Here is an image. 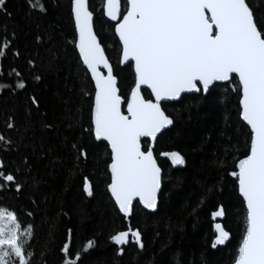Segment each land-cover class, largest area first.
I'll return each instance as SVG.
<instances>
[{"label":"trees","instance_id":"16d2710c","mask_svg":"<svg viewBox=\"0 0 264 264\" xmlns=\"http://www.w3.org/2000/svg\"><path fill=\"white\" fill-rule=\"evenodd\" d=\"M89 2L94 29L125 94L132 75L119 65L113 24L101 16L104 0ZM248 2L264 18V0ZM39 3L45 11L33 8L29 0H6V12L0 11V133L13 140L10 150L0 146V161L3 171L22 185L19 191L14 185L0 188V207L14 211L22 227L33 226L27 246L33 253L31 264H64L66 259L73 264H231L243 231L244 205L229 172L234 157L245 155L248 131L239 119L233 86L162 104L173 124L153 149L162 173L158 207L147 213L135 203L125 219L106 190L108 147L84 131L91 97L81 90L89 85L69 43L74 38L70 0ZM21 81L23 88L17 87ZM143 94L149 98L147 91ZM32 97L38 105L31 103ZM9 116L19 134L6 129ZM73 144L84 148L86 158L76 159ZM172 151L181 154L184 164L173 165L161 155ZM85 177L92 196L83 191ZM221 206L224 216L213 218ZM214 223L230 233L217 248L212 247ZM128 228L141 233L143 249L131 238L123 246L111 241ZM88 241L93 243L85 250ZM64 244L69 246L67 255L61 251Z\"/></svg>","mask_w":264,"mask_h":264},{"label":"snow or ice","instance_id":"6c2138e0","mask_svg":"<svg viewBox=\"0 0 264 264\" xmlns=\"http://www.w3.org/2000/svg\"><path fill=\"white\" fill-rule=\"evenodd\" d=\"M29 2L45 11L39 0ZM5 5L6 0H0V11L6 12ZM70 9L74 38L69 43L78 52L80 70L89 85L81 90L91 97L89 125L84 131L96 141H106L110 148L106 190L115 207L125 219L131 216L134 201L144 209L158 207L162 175L153 142L162 129L173 124L162 102L177 101L182 94L207 93L212 87L228 90L232 85L239 119L248 131L245 155L234 157L229 172L244 205L243 231L230 261L264 264V18L256 16L248 0H104L101 16L114 22L119 65L127 66L132 75L129 88L121 94L116 70L94 29L95 13L89 0H70ZM24 86L22 81L17 83L19 88ZM146 90H150L149 98L143 94ZM31 103L38 105L37 98L32 97ZM5 127L19 134L12 116ZM12 144L10 135L0 133V146L10 150ZM72 148L78 153L77 160L86 158L83 147L73 144ZM161 155L173 165L184 164L176 151ZM12 185L17 191L22 187L14 174L3 171L0 161V188ZM83 191L93 195L86 177ZM223 216L222 206L212 212L213 218ZM214 229L212 247L225 245L230 233L220 223ZM33 234V226L22 227L14 211L0 207V264H31L33 253L27 246ZM130 238L143 249L138 230L128 228L110 237L117 246L128 244ZM92 243L88 241L85 250ZM68 250L64 244L61 251L67 255ZM64 264L73 261L66 259Z\"/></svg>","mask_w":264,"mask_h":264},{"label":"water","instance_id":"95a60500","mask_svg":"<svg viewBox=\"0 0 264 264\" xmlns=\"http://www.w3.org/2000/svg\"><path fill=\"white\" fill-rule=\"evenodd\" d=\"M105 19L107 20V21H109L108 19H107V17H105ZM110 23H112V24H114V22H112V21H109ZM73 23H74V21H73ZM117 38V40H118V37H116ZM78 53V52H77ZM122 66V65H121ZM123 67V66H122ZM89 76H90V74H89ZM93 87H94V85H93ZM148 93H150V90H146ZM203 95H205L206 93H204V92H201ZM193 94H200V93H188V94H182V97L183 96H185V95H193ZM180 100V99H179ZM179 100H177V101H179ZM177 101H165V102H162V104H164V103H175V102H177ZM124 107V109L126 110V106H123ZM172 127V125H169L168 127H166L165 129H162L161 130V132L160 133H158L157 134V138L159 137V135L162 133V132H164V131H166V130H168V129H170ZM157 138H156V140H157ZM95 140V139H94ZM144 140V138H142V141ZM156 140L153 142V149H154V146H155V142H156ZM96 141V140H95ZM96 142H103V143H105L106 145H107V142L106 141H96ZM108 150H109V152H110V148H108ZM108 173H109V177H110V172L108 171ZM162 174V173H161ZM161 190V189H160ZM160 192V191H159ZM159 192H158V195H159ZM87 194V193H86ZM109 194V193H108ZM109 196H110V194H109ZM241 199H242V197H240ZM113 201V200H112ZM158 202V201H157ZM113 203L115 204V202L113 201ZM135 203H137L138 204V202H136V201H134L133 202V206H134V204ZM139 205V204H138ZM144 211H146L147 213H154L155 211H153V210H148V209H144L143 208V206L142 205H139ZM117 208V207H116ZM117 210L119 211V209L117 208ZM120 213V212H119ZM122 216H123V214L122 213H120ZM214 224H216V223H214ZM214 224H213V231H214V233H215V229H214ZM218 247V246H217Z\"/></svg>","mask_w":264,"mask_h":264}]
</instances>
